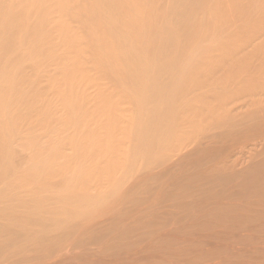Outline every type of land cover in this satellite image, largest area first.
Wrapping results in <instances>:
<instances>
[{"label": "bare ground", "instance_id": "bare-ground-1", "mask_svg": "<svg viewBox=\"0 0 264 264\" xmlns=\"http://www.w3.org/2000/svg\"><path fill=\"white\" fill-rule=\"evenodd\" d=\"M0 264H264V0H0Z\"/></svg>", "mask_w": 264, "mask_h": 264}]
</instances>
